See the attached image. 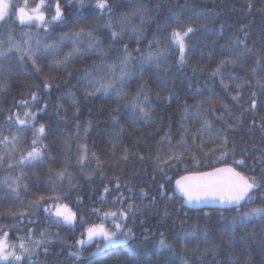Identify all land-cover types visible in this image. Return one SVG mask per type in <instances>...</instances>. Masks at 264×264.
<instances>
[{"label":"trees","instance_id":"trees-1","mask_svg":"<svg viewBox=\"0 0 264 264\" xmlns=\"http://www.w3.org/2000/svg\"><path fill=\"white\" fill-rule=\"evenodd\" d=\"M17 2L23 4L24 0ZM90 2L94 3L95 0ZM31 3L32 0H29V4ZM250 3L251 8H249ZM51 7L52 11L46 13L47 19H51L54 15L55 0H51ZM132 8H139L141 15L146 14V23L140 34L143 42L139 45L135 37L129 39L127 35L125 36L123 43H127L131 50L139 47L141 51H145L149 41L155 45L154 36L161 40L163 47L164 38L178 25L181 28L187 26L196 28V32L188 38L191 48L188 50L186 64L183 67L176 63L178 51L175 55L169 54L166 61L159 62L161 75H156L151 70L155 67L156 62H154L143 73L142 81L133 80L125 89L134 93L140 85L144 86L145 92L150 94L152 106L156 109L153 115L154 124H136L132 123L130 118H125L122 114L124 104L122 100L119 106L121 112L119 124L114 126L113 114L117 110L115 98L85 96L84 84H78L77 77L86 65L98 60V57L77 60L69 69L70 78L64 70H50L49 60L46 58L37 61L42 68L37 74L31 61L26 57L21 61V54L15 49H11L12 55L0 57V82L9 85L8 89L0 91V125H4L6 117L12 112L23 111L16 108V102L30 99L32 93H37L41 96V104L46 101L49 104L42 117H38L37 124L45 123L50 129L43 141L48 145L44 163H34L23 168H7L8 163L19 160L21 150H25L30 143L32 131L29 128L22 133L23 140L18 150L0 164V181L7 176L13 179L21 177L18 198L13 194L9 199L10 188L0 183V213L6 212L7 209L25 213L23 224L17 223L12 217H5L0 218V225L16 224L19 231L10 233L13 238L17 235H25L28 229H32L35 233L33 240L39 237L41 231L53 234L45 240L47 254L45 248L41 247L32 255L31 262L34 264H88L89 254L95 251L94 244L82 249V258L79 260L68 255L70 251H76V247L69 248V245L75 246L76 240L80 238L83 230L79 224L74 231L50 225L44 219L42 205L39 210L29 207L30 201H37L42 195L47 197L58 194L51 191L53 184L49 182V175L67 168L71 173V183L66 176L63 182H57L55 187L59 189V193L68 195L69 198L64 202L74 210L79 208L78 215L90 221L95 219L87 216V212L93 207V201L103 192L105 186L114 188L117 180L121 185L120 192L126 196L129 194L128 188L137 194L142 189L148 193L146 199L140 200L134 197L132 201H125L124 206L127 207L129 202L136 205L137 214L129 217L128 227L133 230L139 241H145L139 250H151L150 255L145 257L151 261V264H169L170 261L173 264H180L181 258L187 260L188 264L194 262L213 264V261L225 264L230 260L235 264H264V217H253L237 228L228 227L225 231V224L217 219L221 215L218 209L199 211L182 208L180 203L169 201L167 197L162 198L157 189L165 179L159 174V169H154V164L158 163L156 142L161 139L164 132L170 128L173 144L180 139V133L177 131L179 127L177 121L180 120L179 114L182 111L180 106L185 104L191 106L201 102L208 111L202 113L200 119L207 118L212 122L214 129L227 130L230 145L231 143L236 145L235 158H241L242 151L247 153L246 167L243 168L245 174L250 176L254 174L257 178L264 174V157L261 156L264 152V129L260 127V120L264 117V92L261 91L264 74H258L253 78L249 72L258 59L264 63V0H133V3L123 5L117 9V12ZM71 14L72 9H67L66 15ZM85 23L92 27L101 25L102 21L89 20ZM131 24L133 27L139 26L140 18H134ZM241 25L245 26L243 32L238 31ZM35 30V25L21 26L17 19L15 23L9 22L0 26V38L6 41L8 35H12L14 39L22 40L21 33ZM59 31L57 29L56 35ZM97 35L103 37V30ZM237 39L244 40L249 51L244 53L243 46H238L234 52L241 53V59L236 64L228 63L221 71L244 77L249 81L241 89L240 105L231 100V96L236 94L234 90L223 91L220 78L211 77V73L222 60L231 59L228 50L232 49ZM51 40L52 37H49V42ZM104 43H108L107 38L104 39ZM2 47L6 50L11 48L7 43ZM64 51L67 52L68 49L65 48ZM115 55V52L109 53L110 57ZM133 55L137 53L133 51ZM165 66L168 70L163 73ZM44 79L52 80L47 95L43 94ZM257 81H260V85ZM224 82L232 89H235L236 83L243 84L242 80L235 82L228 80L227 75ZM197 89L202 90L203 94L194 95ZM67 92L76 95L78 113L71 106V99L65 96ZM173 92L177 94L180 106L176 100L169 103V94ZM253 92L256 93L257 100V110L254 113L244 111L251 107ZM57 105L62 107L58 108ZM225 105L232 108L231 114L225 111ZM31 110L36 111L35 108ZM221 114L227 120V124L234 125V129H228L227 124L216 119ZM236 116L241 117L240 123L236 122ZM184 124L190 128L200 127L199 123H190L187 119ZM86 127L89 132L85 140ZM204 138L209 137L205 134ZM82 143L87 145V158L83 167L77 163L80 158L79 146ZM208 147L213 145L209 144ZM166 148L167 144H165ZM125 153L127 159H124ZM96 157L100 158L101 164L97 165ZM165 158L161 153V159ZM229 160L231 162V157ZM180 174H184L183 165L178 170L168 171L172 184ZM118 194L112 192L107 199L111 201ZM262 194H264V182L260 190L253 193L256 202L248 204L247 208L264 206L259 202ZM153 197L156 198L155 205L152 204ZM78 198H82V203L79 205L76 203ZM95 206L104 207L106 210H116L120 207L119 204L115 208L111 204ZM205 212L208 213L207 219L203 218ZM234 213L235 209L232 214ZM223 215L229 217L230 221V213L224 212ZM28 220L34 223H28ZM196 224L201 230L199 233L177 240L178 232L191 231L192 226ZM205 230L208 232L207 241L203 236ZM161 233H164L171 248L157 251L153 249V245L160 240ZM120 247L125 255L117 256L115 260L129 258L131 254L127 248ZM115 260L110 264H115ZM31 262L25 260V264Z\"/></svg>","mask_w":264,"mask_h":264},{"label":"snow or ice","instance_id":"snow-or-ice-1","mask_svg":"<svg viewBox=\"0 0 264 264\" xmlns=\"http://www.w3.org/2000/svg\"><path fill=\"white\" fill-rule=\"evenodd\" d=\"M131 3L133 0H95L94 3L90 0H67L66 3L65 0H55L54 15L51 16V19H47L46 13L52 11L51 0H48L47 3L46 0H32L31 4H29V0H24L23 4H19L17 0H0V26L9 22L15 23L18 19L21 26L35 25L36 28L35 31L21 33L22 40H16L12 35H8L6 41L0 38V57L12 55L11 49H15L21 54V61H24L25 57L31 61L37 74L42 71L37 61L46 58L49 60L50 70H64L68 73L69 78L71 76L69 69L77 60H87L93 56L98 57V60H93L91 64L86 65L77 77V83L84 84L85 96L115 98L117 110L113 114L114 126L119 124V117L121 116L119 106L122 100L124 101L122 114L125 118H130L132 123L136 124H154L153 115L156 109L152 106L150 94L145 92L144 86L140 85L134 93L125 89L133 80L142 81L143 73L154 62H156L155 67L151 70L156 75H161L159 62L166 61L169 54L175 55L178 51L176 63L183 67L186 64L188 50L191 48L188 38L196 32V28L194 26L181 28L178 25L164 38L163 47H161V40L154 36L155 45L149 41L145 51H141L139 47L131 50L127 43H123L125 36L127 35L129 39L135 37L139 45L143 42L140 34L143 32L146 23V14L141 15L139 8L117 12V9L123 5ZM251 6L250 3L249 8ZM69 8L72 9V14L66 15ZM137 17L140 18V25L133 27L131 21ZM89 20L102 21V24L89 27L85 23ZM57 29L60 30L58 35H56ZM101 30L104 32L103 37L97 35ZM238 31H245V26L241 25ZM49 37H52L51 42H49ZM105 38L108 40L107 44L104 43ZM4 43L10 45L11 48L3 49ZM122 43L123 46L120 47ZM238 46H243L244 53L249 51L245 41L237 39L232 49L228 50L231 59L222 60L211 73V77L220 78L223 91L234 90L236 94L231 96V100L240 105L241 89L249 81L244 77L225 74L221 71L222 67L228 63L236 64L241 59V53L234 52ZM65 48L68 49L67 52L64 51ZM133 51L137 55H133ZM110 52H115L116 55L110 57ZM167 70L168 67L165 66L163 73H166ZM249 72L253 78L258 74H264V63L258 59L255 66L249 69ZM226 75L228 80L233 82L242 80L243 84L236 83L235 89H232L229 84L224 82ZM42 83L43 94L47 95L52 80L44 79ZM257 84L260 85V81H257ZM8 87L7 83L0 82V91L6 90ZM261 91L264 92V85H261ZM202 94L200 89L194 93V95ZM65 96L71 99V106L78 113L76 95L67 92ZM255 96L256 93L253 92L251 107L244 109V111L254 113L257 110ZM40 100V95L32 93L30 99L16 102V108L23 111L12 112L6 117L4 125H0V153H3L0 155V164H3L18 150L23 140L22 133L29 128L32 131V138L27 148L21 150L18 161L7 164L8 169L44 163L47 158L48 145L44 144L43 141L50 129L45 123L37 124V119L47 111L49 104L47 101L41 104ZM173 100H176L180 106L177 94L174 92L169 94V103ZM57 107L60 108L62 105H57ZM180 107H182V111L179 114L180 120L177 121L180 139L173 144V137L169 128L156 142L158 163L154 164V169H159V174L165 179V182L161 183L157 189L161 197H167L169 201L180 203L182 208L187 207L199 211L208 206H215L221 213L217 219L225 224V231L228 227L235 229L253 217H264V206L247 208L248 204L256 202L253 193L260 190L261 184L264 182V174H261L259 178L254 174L251 176L245 174L243 168L246 167L247 153L242 151L241 158H235L236 145L235 143L230 145L227 130L214 129L212 122L207 118L200 119L201 114L208 111L201 102L191 106L185 104ZM32 108H35L36 111H32ZM224 108L229 114L232 113V108L228 105H225ZM192 118L195 120L193 121ZM186 119L190 123H199L200 127L198 129L186 127L184 124ZM216 119L227 124L223 114L217 116ZM235 119L237 123H240L241 117L236 116ZM260 127L264 129V117L260 120ZM227 128L234 129V125L227 124ZM84 132V139L86 140L89 129L86 127ZM205 134L208 135V139L204 138ZM165 144H167L166 149ZM209 144L213 147H208ZM79 150L80 158L77 163L83 167L87 158L86 143H82ZM161 153L166 157L165 159H161ZM261 156L264 157V152L261 153ZM229 157H231V162ZM127 158V153H125L124 159ZM96 159L97 165L102 163L99 157ZM181 165H183L184 174L177 176L173 186L172 179L168 177V171L178 170ZM66 176L71 183V173L67 171V168L54 174L50 173L49 182L53 184L51 191L58 194L47 197L42 195L39 200L30 201L29 207H35L39 210L42 205L44 219L50 225L74 231L76 225L79 224L83 231L80 238L76 240L75 246L69 245V248L76 247V251L68 253L69 257L81 259L82 249L94 244L95 251L89 254L88 264H110L117 256L125 255L120 247L124 246L131 256L123 260H115V264H151L150 260L145 259L150 255L151 250L140 251L139 249L145 241H139L133 230L128 227L129 217L137 214L136 205L129 202L127 207L124 206L125 201H132L134 197L140 200L146 199L148 193L142 189L137 194L128 188L129 194L126 196L120 192L121 185L117 180L114 188L105 186L103 192L93 201V207L87 212V216L95 217V219L90 221L84 216L78 215L79 208L74 210L72 206L64 202L69 198L68 195L59 193V189L55 187L56 183H62ZM20 179L19 176L15 179L7 176L0 181L10 188L9 199L12 198L13 194L18 198ZM25 190L27 189L25 188ZM112 192L119 194L109 201L107 197ZM259 202L264 205V194L261 195ZM76 203L77 205L82 203V198H78ZM155 203L156 198L153 197L152 204L155 205ZM96 204H111L113 208L119 204L120 207L116 210H106L104 207H96ZM233 209H235L234 214H232ZM242 209L246 210L242 211ZM224 212L231 214L230 221L229 217L223 215ZM24 216V212H17L13 209H7L6 212L0 213V218L12 217L20 224L25 222ZM203 218L207 219L208 213L205 212ZM27 222L34 223L31 220ZM18 231L16 224L0 225V264H25L26 259L31 262L32 255L41 247L45 248V254H47L45 240L53 234L41 231L39 237L33 240L35 233L32 229H28L25 235H17L14 238L10 236V233ZM200 231L198 224L193 225L191 231L178 232L177 240L189 235H196ZM203 236L204 240L207 241L208 232L206 230ZM133 241L137 242L133 243ZM163 248L170 249L171 245L167 243L164 233H161L160 240L153 245V249L159 251ZM169 264H173V262L170 261ZM180 264H188V261L181 258ZM213 264H218V262L213 261ZM225 264H235V262L230 260Z\"/></svg>","mask_w":264,"mask_h":264},{"label":"water","instance_id":"water-1","mask_svg":"<svg viewBox=\"0 0 264 264\" xmlns=\"http://www.w3.org/2000/svg\"><path fill=\"white\" fill-rule=\"evenodd\" d=\"M174 182H175V180H174ZM174 182H173V186H174ZM207 208H215V206H208V207H205L203 209H207Z\"/></svg>","mask_w":264,"mask_h":264}]
</instances>
